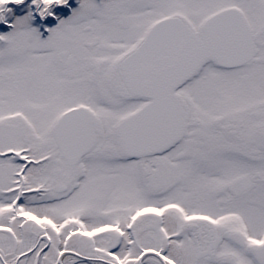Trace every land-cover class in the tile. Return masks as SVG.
<instances>
[{
  "label": "snow or ice",
  "instance_id": "obj_1",
  "mask_svg": "<svg viewBox=\"0 0 264 264\" xmlns=\"http://www.w3.org/2000/svg\"><path fill=\"white\" fill-rule=\"evenodd\" d=\"M0 264H264V0H0Z\"/></svg>",
  "mask_w": 264,
  "mask_h": 264
},
{
  "label": "flooded vegetation",
  "instance_id": "obj_2",
  "mask_svg": "<svg viewBox=\"0 0 264 264\" xmlns=\"http://www.w3.org/2000/svg\"><path fill=\"white\" fill-rule=\"evenodd\" d=\"M75 2V0H73V3ZM97 2H99V0H97Z\"/></svg>",
  "mask_w": 264,
  "mask_h": 264
}]
</instances>
